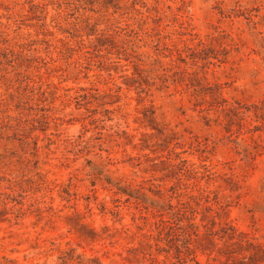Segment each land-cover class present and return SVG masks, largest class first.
Segmentation results:
<instances>
[{
  "label": "rangeland",
  "instance_id": "374dc122",
  "mask_svg": "<svg viewBox=\"0 0 264 264\" xmlns=\"http://www.w3.org/2000/svg\"><path fill=\"white\" fill-rule=\"evenodd\" d=\"M10 92L0 264H264V0H0Z\"/></svg>",
  "mask_w": 264,
  "mask_h": 264
},
{
  "label": "trees",
  "instance_id": "16d2710c",
  "mask_svg": "<svg viewBox=\"0 0 264 264\" xmlns=\"http://www.w3.org/2000/svg\"><path fill=\"white\" fill-rule=\"evenodd\" d=\"M81 2L82 0H77ZM92 2L93 0H89ZM79 29V27H76ZM87 35H90V33H87ZM103 35V34H102ZM102 35L99 36L97 39L101 40ZM19 91V88H17ZM10 99L0 97V113H2L0 117V129L1 130H7V129H19L24 122L23 120V108L21 107L23 105V96L21 92L17 96L15 93L10 92L9 93ZM14 103V104H13ZM16 105L17 109L19 110V115H12V114H4V112H9V110L12 109V106ZM2 161L0 160V200L3 202L5 206H8L11 202H16L15 200V194L19 193V190H17V185L19 181L17 179H14L12 177H9L7 175V171L3 170L2 168ZM12 207L9 209L15 208V203L11 204Z\"/></svg>",
  "mask_w": 264,
  "mask_h": 264
}]
</instances>
